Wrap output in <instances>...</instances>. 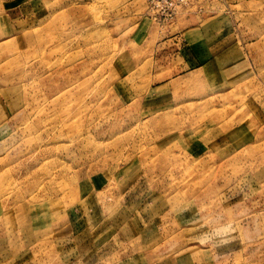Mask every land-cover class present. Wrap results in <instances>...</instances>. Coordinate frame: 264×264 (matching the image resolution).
Masks as SVG:
<instances>
[{
	"label": "rangeland",
	"instance_id": "rangeland-1",
	"mask_svg": "<svg viewBox=\"0 0 264 264\" xmlns=\"http://www.w3.org/2000/svg\"><path fill=\"white\" fill-rule=\"evenodd\" d=\"M168 1L0 0V264H264V0Z\"/></svg>",
	"mask_w": 264,
	"mask_h": 264
},
{
	"label": "crops",
	"instance_id": "crops-1",
	"mask_svg": "<svg viewBox=\"0 0 264 264\" xmlns=\"http://www.w3.org/2000/svg\"><path fill=\"white\" fill-rule=\"evenodd\" d=\"M204 30V27L201 28L200 26H191L186 29L181 27V29L176 32V35L172 38V45L177 46L178 49L181 48V46H183V48L180 49L179 52L175 53L177 54V57H175L174 62H194L195 64L198 62H218L211 60L209 57H206V59L202 61L198 59L199 57H196L198 61H195L194 58H191V55H184L185 50L192 51V53H195L196 56H198L197 53L210 51V41L207 40L210 34L209 32L206 34V31ZM184 47L187 48L185 49ZM201 65H204V63Z\"/></svg>",
	"mask_w": 264,
	"mask_h": 264
},
{
	"label": "built area",
	"instance_id": "built-area-1",
	"mask_svg": "<svg viewBox=\"0 0 264 264\" xmlns=\"http://www.w3.org/2000/svg\"><path fill=\"white\" fill-rule=\"evenodd\" d=\"M162 2L164 3V5L162 6V14L164 12H166V10H171L169 7L172 6V2L171 1H168V0H162Z\"/></svg>",
	"mask_w": 264,
	"mask_h": 264
}]
</instances>
